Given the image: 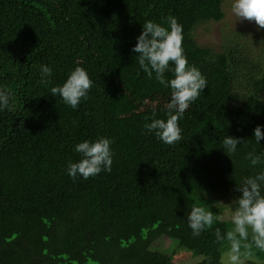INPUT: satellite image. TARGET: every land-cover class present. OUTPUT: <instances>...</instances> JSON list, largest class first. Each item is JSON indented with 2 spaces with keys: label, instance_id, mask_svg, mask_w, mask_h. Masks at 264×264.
Listing matches in <instances>:
<instances>
[{
  "label": "trees",
  "instance_id": "obj_1",
  "mask_svg": "<svg viewBox=\"0 0 264 264\" xmlns=\"http://www.w3.org/2000/svg\"><path fill=\"white\" fill-rule=\"evenodd\" d=\"M169 16L207 80L174 146L144 128L167 119L171 89L132 51L144 23L170 28ZM224 18L223 0H0V89L11 93L0 110V264H175L158 244L165 238L223 264L215 228L225 233L231 220L194 237L187 215L193 205L221 215L219 199L237 200V184L264 170L245 158L264 153L254 138L264 130V57L247 40L218 51L196 41L200 25ZM43 65L53 69L48 84ZM76 67L93 85L72 109L50 90ZM226 136L246 140L231 158ZM101 137L114 141L112 171L73 180L76 145Z\"/></svg>",
  "mask_w": 264,
  "mask_h": 264
},
{
  "label": "clouds",
  "instance_id": "obj_2",
  "mask_svg": "<svg viewBox=\"0 0 264 264\" xmlns=\"http://www.w3.org/2000/svg\"><path fill=\"white\" fill-rule=\"evenodd\" d=\"M231 12L238 21L254 22L258 30H264V0H234ZM170 26L147 21L143 31L138 36L137 44L132 49L138 53V63L149 79L153 78L165 88L171 89V102L167 105V119L153 118L151 123H145L144 128L167 145L174 146L182 140L180 119L190 104L195 102L201 92L207 87L206 77L196 66H189L182 47L183 29L173 16L167 17ZM170 64H174V78L168 80L165 73ZM40 83L48 84L53 69L48 65L40 68ZM93 81L83 67H76L62 86L51 88V95L60 96L63 102L72 109L78 108L82 100L88 98ZM11 93L0 89V110L9 109ZM155 115V114H154ZM257 143L264 139V130L257 126L254 130ZM243 138L226 136L223 150L230 158L237 152V146L243 144ZM114 143L106 137L95 142L84 141L76 145L75 151L81 154L79 162H69L68 175L75 180L78 176L85 180L98 176L101 172L112 171ZM264 153L257 154L255 149L245 157L252 167L264 163ZM236 191L241 193L233 201L235 205L232 215V227L225 233L219 227L215 228V239L220 245L228 247L229 264H243V258L253 255V249L264 252V170L249 176L243 183L237 184ZM188 226L194 237L210 230L217 222H223L224 217L217 215L207 207L196 206L187 215Z\"/></svg>",
  "mask_w": 264,
  "mask_h": 264
},
{
  "label": "rangeland",
  "instance_id": "obj_3",
  "mask_svg": "<svg viewBox=\"0 0 264 264\" xmlns=\"http://www.w3.org/2000/svg\"><path fill=\"white\" fill-rule=\"evenodd\" d=\"M234 0H223V10L225 18L220 22H208L200 25L196 32V41L204 47H210L214 50H220L222 43L227 40H247L254 45L257 56L264 57V30H258L254 22H240L231 12V5ZM233 198H220L219 204L222 207L221 215L224 219L231 220L232 211L235 207ZM173 241V240H172ZM170 241L165 238L159 242V246L165 248L166 254L173 258L175 264H203L204 256L189 252L179 246L177 241ZM228 247L223 253L222 263L228 262ZM243 264H264V252L253 249V255L243 258Z\"/></svg>",
  "mask_w": 264,
  "mask_h": 264
}]
</instances>
